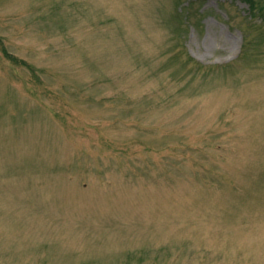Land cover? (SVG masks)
I'll return each mask as SVG.
<instances>
[{"label": "rangeland", "instance_id": "rangeland-1", "mask_svg": "<svg viewBox=\"0 0 264 264\" xmlns=\"http://www.w3.org/2000/svg\"><path fill=\"white\" fill-rule=\"evenodd\" d=\"M0 264H264V0H0Z\"/></svg>", "mask_w": 264, "mask_h": 264}]
</instances>
